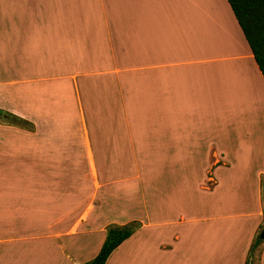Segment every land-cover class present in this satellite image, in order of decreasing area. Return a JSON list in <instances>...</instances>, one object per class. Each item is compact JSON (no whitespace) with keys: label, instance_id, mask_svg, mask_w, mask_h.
I'll use <instances>...</instances> for the list:
<instances>
[{"label":"crops","instance_id":"0c3cea01","mask_svg":"<svg viewBox=\"0 0 264 264\" xmlns=\"http://www.w3.org/2000/svg\"><path fill=\"white\" fill-rule=\"evenodd\" d=\"M0 108L29 121H0V264H85L134 220L105 264H246L264 75L228 0H0ZM88 151L135 168L133 209L72 175Z\"/></svg>","mask_w":264,"mask_h":264},{"label":"trees","instance_id":"16d2710c","mask_svg":"<svg viewBox=\"0 0 264 264\" xmlns=\"http://www.w3.org/2000/svg\"><path fill=\"white\" fill-rule=\"evenodd\" d=\"M238 22L253 51L256 62L264 75V0H228ZM0 121L8 124L29 123L9 111L0 108ZM262 199L264 205V184L262 188ZM138 220L119 225L111 223L107 227L106 239L98 254L85 264H105L112 251L125 239L129 238L139 227ZM264 229L261 225L260 232ZM260 232L254 238L248 253L246 264H260L264 239L259 237Z\"/></svg>","mask_w":264,"mask_h":264},{"label":"rangeland","instance_id":"374dc122","mask_svg":"<svg viewBox=\"0 0 264 264\" xmlns=\"http://www.w3.org/2000/svg\"><path fill=\"white\" fill-rule=\"evenodd\" d=\"M101 157L98 155L96 162V167L91 163V155L92 152H87V165L84 167V163L77 168L72 167V175L79 176L85 174L87 176V189L92 190L96 188H100L105 196H111L112 193H115L114 196V206L119 208L120 211L122 209H133V207H128V205L132 206L134 203V199L138 197L140 199V195L142 194L141 188V180L139 182H134L133 178L135 176V171H133V167L126 168L116 166V160L112 157V153L110 151H102L98 152ZM97 153V154H98ZM117 152H115V155ZM114 159V161H113ZM95 162V159H94ZM115 165V166H114ZM96 168V169H95ZM129 169V170H128ZM129 171V174L126 177L122 178L119 182L116 180L121 176V172ZM132 171V172H130ZM77 173V174H76ZM136 185V186H135ZM135 186V187H134ZM185 186V184H184ZM109 200V199H108ZM99 205V204H98ZM136 208V205H135ZM261 233V232H260ZM260 235V234H259Z\"/></svg>","mask_w":264,"mask_h":264},{"label":"water","instance_id":"95a60500","mask_svg":"<svg viewBox=\"0 0 264 264\" xmlns=\"http://www.w3.org/2000/svg\"><path fill=\"white\" fill-rule=\"evenodd\" d=\"M259 237H260L261 239H264V229L261 231Z\"/></svg>","mask_w":264,"mask_h":264}]
</instances>
